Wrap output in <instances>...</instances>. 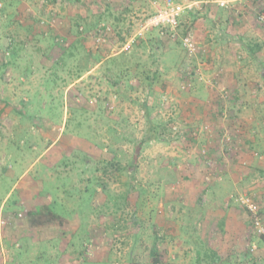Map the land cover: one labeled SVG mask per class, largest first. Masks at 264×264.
<instances>
[{"label": "rangeland", "instance_id": "obj_1", "mask_svg": "<svg viewBox=\"0 0 264 264\" xmlns=\"http://www.w3.org/2000/svg\"><path fill=\"white\" fill-rule=\"evenodd\" d=\"M36 1L35 7H27L41 20L35 36L31 32L26 36L17 23L0 31L17 34L10 54L3 49L8 37L0 38V186L4 181L0 195L12 183L7 176L10 170L16 179L41 155L29 174L55 196L54 213L71 218V207L80 209V229L63 230L58 244L67 251L87 247V253L79 263L67 264H206L216 253L227 264H264V233L258 232L253 213L241 201L247 197L253 202L264 228V155L244 144L251 133L264 137V108L254 112L243 104V112L239 111L230 103L234 93L227 88L236 86L249 97L262 90L259 83L264 86L259 72L264 65L248 57L246 47L259 44L256 56L264 63V0H210L207 11L209 0H176L193 4L182 11L176 36H169L167 28L144 27L145 19L164 0H142L148 6L128 10L118 22L120 35L109 32L105 44L97 43L94 31L79 36L80 43L95 54L91 60L79 54L81 45L75 38L79 33L73 38L65 29L70 28L66 17L77 16L78 8L90 20L95 0ZM221 1L228 6L219 5ZM217 7H223L220 14ZM231 8L238 14L234 20ZM211 15L220 20L213 21ZM192 18L194 23L189 22ZM102 22L107 27L115 23L108 14ZM186 28L198 43L195 51L180 42ZM46 29L57 33L52 40L49 32L42 33ZM229 35L234 41H227ZM238 36L245 45L237 43ZM54 42L60 48L68 43L72 55H52ZM123 50L131 51L140 66L128 78L121 75L116 89L101 75L106 59ZM5 60L9 65L2 67ZM79 61L88 71L76 74ZM192 69L197 75L188 88L189 80L181 77ZM217 93L226 94L223 114L211 120L205 105H212L211 111L216 108ZM78 97L85 100L84 113L76 109L81 105ZM145 100H149L146 116L140 109ZM188 106L191 109L184 111ZM148 119L156 137L142 143L129 173ZM186 124L190 127L183 128ZM180 134L181 139L173 140ZM56 141L74 145L73 151L63 147L52 151ZM93 149L100 160L87 166L82 161L84 152L92 155ZM63 162L66 167H61ZM95 166L99 171H93ZM105 168L111 178L100 184ZM63 185L65 191L58 190ZM7 206L13 208L11 202ZM48 261L43 264H58Z\"/></svg>", "mask_w": 264, "mask_h": 264}, {"label": "trees", "instance_id": "obj_2", "mask_svg": "<svg viewBox=\"0 0 264 264\" xmlns=\"http://www.w3.org/2000/svg\"><path fill=\"white\" fill-rule=\"evenodd\" d=\"M52 1H55V0H52ZM118 1H120L119 4H117V0H98V1L95 0L93 5L96 6L95 7L96 11L94 12L95 14L93 15V17L90 20L87 19L85 17V15L82 13L83 10L78 8L77 16H74V17L67 16L66 17V19H68L70 21V25H69L70 28L65 29V34H67L68 36H72L74 38V35L75 34L78 35V33H79V35L75 38H77L79 40V43H80L82 39H80L79 36L82 37V35L87 34L88 31L93 32V31H99L102 29L104 30L106 28L107 23L102 22V21L104 19V15H106V17H107V14H108V15H113V19H114L115 23H114V26L110 24V26H109L110 30L105 31V33H107V35H108L109 32L115 31V33H117V35H120L121 28L119 27L118 22L123 19L122 16H124V15L126 16L128 10H130V11H133V9L135 10L140 5L139 3L142 2V0H132L129 2H124L123 0H118ZM246 1L256 2V0H246ZM35 2H37V1L36 0H34V1H32V0H4L2 2V5L0 6V17H3V19L0 18V21H2V23L0 25V31H7V30H9V26H18L17 24H20V25H23V27L25 28V29L24 28L23 29L26 31V36H27V34L29 35L30 32H31L30 34H33V36H35L36 34H34L33 31L36 33V29H38V27L40 26L39 23L41 20H39V18H36V16L33 15L32 11H29V10L27 11L28 5L35 7L34 6ZM45 2H47V0ZM121 2H124V4H123V6L120 7V5L122 4ZM84 3L87 4L86 1ZM88 5H92V3L88 4ZM208 7H209V4L206 3L205 4V11L208 10ZM210 7H211V5H210ZM219 7H217V10H216L218 12V14H220L222 12V8H223L222 7L220 9ZM229 10H230V16L232 15L231 19L232 20L236 19L237 18L236 15H238V14L235 13L234 8H231ZM185 16H183V17H185ZM180 23H182V20H181V22L179 20V24H178L177 29L182 27L181 26L182 24H180ZM116 27H119V29ZM149 29H154V28L152 27ZM122 30H123V28H122ZM188 30H189V28H186L184 30V32H182L183 35L185 33H187ZM41 31H43V30H41ZM48 32H49L48 38L50 40H52L53 37H55L57 34V33L53 34L52 29H50V30L46 29L42 33L44 34V33H48ZM6 36L8 37L9 42H7L8 44L3 49H4V53L10 54V52H8V50L13 49V47H15V44H16V38H17L16 30H15V32L11 31V33L10 32L0 33V38L6 37ZM169 36H171V35L169 34ZM228 37H229L227 40L228 42L234 41V36L229 35ZM241 38L242 37H240V36L237 37V40H236L237 43H241V44L245 45V41ZM77 39H73V40L78 41ZM120 39H121V37H120ZM80 45H81V50L85 49V47L82 45V43H80ZM247 45L248 44H246V47H247V49H249L248 50V55H249L248 57H250L252 60H255L257 63L264 65V63L261 62V60H259L258 56H256V52L258 51L257 49H260L261 46L259 44H255V47L247 46ZM51 50L53 51V53H51L52 55H59V56L66 55L67 53L70 54L72 52L68 43H67V45H64L60 48V47H58V44L56 42H54V46ZM91 53H89V52L86 53L87 54L86 56L90 60L93 57H95V54H91ZM131 53H132L131 51L128 53V52L123 50V51L117 53L118 56L111 57V58L109 57L108 60L106 59V61H105L106 67L104 68L102 75L104 76L105 80H110L109 81L110 85L112 87H115L116 89L120 87V84L118 83L119 82L118 79H119V77H121V75L124 76L125 78H128V75L132 76L133 74H136L139 71L138 69H139L140 63L136 58L134 59V57H132L133 54H131ZM70 55H72V53ZM47 56H51L49 52L47 53ZM6 65H9L8 60L1 61L2 67L6 66ZM81 69L82 68L77 65L75 67L74 71L76 72V74H79L82 71ZM259 72H261L260 77L264 78V68H261ZM196 75H197L196 70L192 69L190 72H188V70L186 72H184L182 74L181 78L189 80L188 81L189 85L187 86L189 88V86L192 83V78ZM259 86L262 88V90L261 89L256 90L249 97H244L245 95H242V92L240 94L238 89L236 88V86H234V87L227 86V88L229 89V92L234 93V95H233L234 97H231V99L229 100V101H231L230 103L232 105L235 104V105L239 106L238 110L240 109L239 111H242V112H243V110H242L243 104L245 106H247L248 108L252 107L254 109H263L264 108L263 107L264 106V90H263L264 86H262L261 83H259ZM223 95L226 97V94H223ZM223 95L220 93L218 95V93H217L218 97H216V99L213 101V106H216V108H212L213 112L210 110L212 105H211V107L208 105H205L206 106L205 111L208 114V116L211 117V120H213L214 116L219 115V114L220 115L223 114L222 108L224 106V101H225V99H224L225 97ZM227 95L231 96L232 94L228 93ZM239 99L242 101L238 102ZM82 104H84V103H81V105H77L76 109L79 111H82V113H84V111L86 110V107H85V105H82ZM148 104H149V100H145V102L140 103V109L143 111L145 116L148 113L147 112ZM190 109H191V107L188 106L184 111H189ZM70 110H71V108H70ZM92 110H93V108H92ZM92 110L90 111L91 115H92ZM105 110L107 112H109V108H106ZM180 114L182 115V112H180ZM70 115H71V113H70ZM107 118H108V116H107ZM93 119H96V118H93V116H92V121H93ZM179 122H180V120L178 121V124H179ZM89 124H88L89 126H92L91 122H89ZM189 124H190V122H189ZM96 125H98V124H96ZM179 125H181V124H179ZM179 127H181V126H179ZM186 127H190V126H188V124L183 126V128H186ZM146 129H147L146 135L137 143V145L135 147V152H134V155L132 158V163L129 165V170H128L129 173H130V171L133 170V167H134L133 163H135L136 157L140 152L142 143L147 142L148 140H151V139L156 137L155 132H154V129H155L154 124L151 123V121L149 119L147 120V128ZM80 130H82V129H80ZM80 130H79V132H80ZM247 130L248 129L244 130V132L246 134L250 133V131H247ZM79 132H77L78 135H79ZM188 133L191 136L190 138H193V134L190 132H188ZM260 134L261 133H259V132H255V133H251L250 136H245L246 139H244V140L246 142L244 144L246 147H254L255 153H257L259 155L260 154L264 155V137L261 136ZM181 137L182 136L180 134L176 138H173V140L174 139L179 140V139H181ZM195 139L196 138H194V140ZM231 145L233 146V143H231ZM59 147H63L65 150H67L66 152H69L71 149L73 151V149H74L73 146L62 143L61 141H56L53 144V147L50 149L52 151L53 150H59L60 149ZM99 158H100V154L90 155V154L84 152V156H83L82 161L85 162L86 165L88 166L92 160L99 161L100 160ZM78 159H80V158H78ZM62 166L66 167L67 163L63 162V165L61 164V167ZM87 168H89V167H87ZM94 168H95L94 170L92 168V170L94 172L99 171V166H95ZM103 171H104L103 175L101 176V180L99 181L100 184L107 183L108 181H110L109 179L111 178L109 173H108V168H105ZM107 173H108V175H106ZM230 200L231 199H228L227 205H230V202H231ZM105 203L106 202H103L102 205H105ZM133 217H134V215H133ZM133 217H131V220H130L131 222H135V218H133ZM74 249H79V248L74 247ZM77 252L79 253V255L83 256L84 253H87V247H82ZM208 259L209 260H206V264H222V262L227 261L219 253L214 254L213 256L209 257ZM226 259H228V257H226ZM226 264H227V262H226Z\"/></svg>", "mask_w": 264, "mask_h": 264}, {"label": "crops", "instance_id": "obj_3", "mask_svg": "<svg viewBox=\"0 0 264 264\" xmlns=\"http://www.w3.org/2000/svg\"><path fill=\"white\" fill-rule=\"evenodd\" d=\"M162 3L159 4V6H161ZM205 3L213 2L209 0ZM139 4L148 6V4H145L143 1ZM210 9H212V5ZM210 14L211 12H209V15ZM207 16L208 14H204L203 17ZM211 16L213 21H216V19L220 20L219 17L215 16L214 18L213 15ZM189 22L194 23L193 18ZM88 52L91 53L88 48H85L81 50L79 54L87 55L86 53ZM115 55H117V53H115ZM78 66L82 68V72L88 71L86 67L81 65L80 61ZM101 76L104 78L103 75ZM80 77L83 78L84 75ZM76 100L79 103L85 102L84 98L81 101V97L76 98ZM66 105L65 103V106ZM45 106L47 107V100ZM253 111L255 112V109H253ZM258 111L259 109H256V112ZM68 112L69 111L66 113ZM71 146L74 147V145ZM33 147L36 149L35 146ZM15 156L16 154L13 157ZM23 157L24 156L18 159H22ZM35 158L33 162H29V165L27 164L24 172H19L16 179H14L15 174L13 170L8 172L7 176L12 183L8 189L6 187V192L0 195L2 196L0 203V218L3 221L0 227V264H43L45 261L47 263L49 262L48 260L51 259L56 260L55 262H58V264H67L68 261L79 263L81 255H78L77 249L72 248L67 251L68 248L61 249L58 243L63 238V230L78 231L80 229L81 223L77 216L80 209L71 207L73 212V217L71 218H66L60 213H54L56 209L52 204L56 202L55 196H52L49 191H44L43 187H39V185H37L38 180L29 174V170L33 169L34 164L40 161L41 155ZM3 183L4 181L2 184ZM34 184H36V187H33ZM58 190L65 191V187H58ZM72 196L74 197V195ZM69 198H71V196ZM80 198H82V196H80ZM60 199L62 200L64 197L61 196ZM9 202H11L13 208L9 206L6 207V204L9 205ZM43 203H45L46 206H42ZM61 206L64 210L67 209L64 204ZM70 223L72 225L69 228Z\"/></svg>", "mask_w": 264, "mask_h": 264}, {"label": "built area", "instance_id": "obj_4", "mask_svg": "<svg viewBox=\"0 0 264 264\" xmlns=\"http://www.w3.org/2000/svg\"><path fill=\"white\" fill-rule=\"evenodd\" d=\"M192 3L182 4L177 2L176 0H164L162 5L158 7L153 14L148 16L144 21V27L152 28V27H161L167 28V31L171 36H176L177 27L179 24V18L182 15V11L187 7L191 8ZM221 6H228V4L224 1L219 3ZM169 29V30H168ZM110 30V27L106 26V28L99 31H94L92 37L97 41V43H104V37L107 36L105 31ZM92 33V32H91ZM180 37L182 44L186 49L190 51H195L197 49V41L194 39V36L191 33H186L181 35ZM241 201L246 205V207L253 213V221L255 227L258 232L264 233V228L260 225V217L255 212V206L253 202L247 197H241ZM2 220L0 219V227L2 226Z\"/></svg>", "mask_w": 264, "mask_h": 264}]
</instances>
